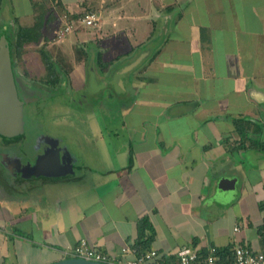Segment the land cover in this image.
Returning a JSON list of instances; mask_svg holds the SVG:
<instances>
[{
	"label": "crops",
	"instance_id": "0c3cea01",
	"mask_svg": "<svg viewBox=\"0 0 264 264\" xmlns=\"http://www.w3.org/2000/svg\"><path fill=\"white\" fill-rule=\"evenodd\" d=\"M60 3L77 109L52 144L0 159V264L74 257L83 239L121 264L125 248L262 249L264 0Z\"/></svg>",
	"mask_w": 264,
	"mask_h": 264
},
{
	"label": "rangeland",
	"instance_id": "374dc122",
	"mask_svg": "<svg viewBox=\"0 0 264 264\" xmlns=\"http://www.w3.org/2000/svg\"><path fill=\"white\" fill-rule=\"evenodd\" d=\"M34 1L37 8L33 7L31 0L29 4L28 1L19 0V8L16 4L5 8L0 3V41L3 37L8 41L20 105L16 131L12 134L0 132V159L6 161L19 159L16 154L21 148L36 145L38 133L48 134L43 136V147L52 144L51 134L66 131L73 108L77 109L74 103L69 104L66 86L61 87L62 83L67 82L68 70L74 61L73 46L67 39L73 15L52 0ZM20 11H23L22 16ZM85 12L80 15H85ZM41 14L44 24L40 41L20 45L18 31L22 26L33 25ZM47 61L53 63L58 73L52 78L48 77Z\"/></svg>",
	"mask_w": 264,
	"mask_h": 264
},
{
	"label": "built area",
	"instance_id": "2783aa9c",
	"mask_svg": "<svg viewBox=\"0 0 264 264\" xmlns=\"http://www.w3.org/2000/svg\"><path fill=\"white\" fill-rule=\"evenodd\" d=\"M84 21L88 25H93L96 17L88 13L85 15ZM262 239L264 243V234ZM125 249L134 255V259L126 260L123 264H264V244L260 250L252 249L249 245L236 244L230 249L231 260L226 263L219 261V250L215 246L208 247L206 254H201L197 248L192 246L183 247L177 250L175 259L164 257L155 249L148 251H139L137 248ZM72 255L106 263L121 264L111 261L104 253L91 247L84 239L74 247Z\"/></svg>",
	"mask_w": 264,
	"mask_h": 264
},
{
	"label": "water",
	"instance_id": "95a60500",
	"mask_svg": "<svg viewBox=\"0 0 264 264\" xmlns=\"http://www.w3.org/2000/svg\"><path fill=\"white\" fill-rule=\"evenodd\" d=\"M5 39V40H4ZM6 38L0 41V132L12 134L16 131L19 115V99L13 76L10 52ZM48 264H113L84 257H66Z\"/></svg>",
	"mask_w": 264,
	"mask_h": 264
},
{
	"label": "trees",
	"instance_id": "16d2710c",
	"mask_svg": "<svg viewBox=\"0 0 264 264\" xmlns=\"http://www.w3.org/2000/svg\"><path fill=\"white\" fill-rule=\"evenodd\" d=\"M33 1V7L37 8V2L35 3L34 0ZM54 2L55 5L58 6H62L60 3V0H52ZM40 14V13H39ZM38 14V15H39ZM44 14V13H43ZM43 14H41L39 17L36 18V21L33 25L31 26H22L21 29L18 31L17 33V38H18V42L23 44L24 42H32V41H40V38L42 37V27L44 24L43 21ZM37 15V16H38ZM18 46V43H17ZM48 63V77L52 78L54 75L58 74L56 71L55 66L53 65V63L51 61H47ZM264 147V145H263ZM148 219L146 217H143V219H140L139 221V239L142 240V244L143 246H147L148 243V238L142 239L145 237V232L146 230L150 227V223L147 221ZM229 247L223 248V249H218L219 252V261L226 263L228 261L231 260V250H229ZM200 252V251H199ZM207 253V251L205 252V254ZM165 257V256H164Z\"/></svg>",
	"mask_w": 264,
	"mask_h": 264
}]
</instances>
